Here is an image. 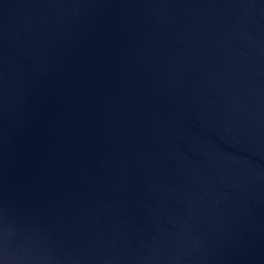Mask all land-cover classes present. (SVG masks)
Segmentation results:
<instances>
[{
  "label": "water",
  "instance_id": "obj_1",
  "mask_svg": "<svg viewBox=\"0 0 264 264\" xmlns=\"http://www.w3.org/2000/svg\"><path fill=\"white\" fill-rule=\"evenodd\" d=\"M0 184L133 264H264V0H0Z\"/></svg>",
  "mask_w": 264,
  "mask_h": 264
}]
</instances>
